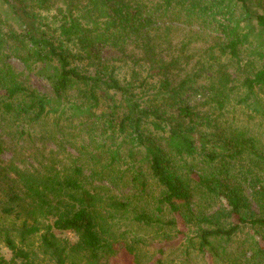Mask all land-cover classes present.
Instances as JSON below:
<instances>
[{
	"label": "trees",
	"instance_id": "obj_1",
	"mask_svg": "<svg viewBox=\"0 0 264 264\" xmlns=\"http://www.w3.org/2000/svg\"><path fill=\"white\" fill-rule=\"evenodd\" d=\"M0 129V212L25 214L0 264H32L13 234L55 264L132 254L120 221L164 211L185 257L248 228L264 262V0H0Z\"/></svg>",
	"mask_w": 264,
	"mask_h": 264
},
{
	"label": "rangeland",
	"instance_id": "obj_2",
	"mask_svg": "<svg viewBox=\"0 0 264 264\" xmlns=\"http://www.w3.org/2000/svg\"><path fill=\"white\" fill-rule=\"evenodd\" d=\"M14 65L17 68H22L16 62L14 63ZM126 72V68H122L120 70V73L122 75ZM32 85L42 93L49 92L48 85L40 79H36L35 77L32 78ZM2 139L7 142L9 141L6 135H2ZM7 145L10 151L6 150L0 154V166L4 165L9 158L11 159L12 144L8 143ZM33 146L34 147L31 149L33 150L35 148L33 154L30 151H24V156H28V158H21L22 160L24 159L27 161H31L33 158H35L38 159L37 161H40L39 158L43 157L37 156L39 153H43L45 156H48V152L50 149L55 150V146L52 143H48L45 145L46 150H42V146L40 144H35ZM36 149L39 152H37ZM68 153H72L73 155H75L72 150H69ZM59 159L63 161L62 164L69 161L66 159L65 154L61 155ZM14 163H18L17 158L14 160ZM6 191L7 189H0V208H2L3 203H5L4 199L6 197ZM160 216V225L156 224L153 227H145L144 225H137L132 221L126 222L124 219L121 220L120 225L122 226L120 227V229H117L116 233L123 231V243L128 242L129 245H133L132 249H134V252L132 254H127L123 249H121L122 247H115V253L109 255L108 257H104L99 264H157L155 261V259L158 257L157 248L158 246L163 244L164 249H166L164 251V254L160 255L163 264H256V261H248V259L250 260L251 256L250 252H242L243 244H241L240 241L245 240V238L247 239V236L249 237V235L251 234L248 228L244 229L243 232L234 236L230 242H213V252L209 251L205 254H198L196 252L191 254L189 257H185L184 254H182V250L179 248V246L181 247V245L179 244L180 242L176 234L177 231L173 227L165 223L166 221L171 220V216L167 214L166 211H164V213ZM130 218H132L131 215L127 219ZM24 220V212L21 213L18 218L6 217L0 212V229L16 228L18 230ZM54 235L57 239L60 240L61 246H63L65 243L71 246L76 242L75 236L69 232H54ZM166 235H169L171 239L166 240L165 238H163ZM190 236H192V234ZM12 240L17 246L23 249L24 252L29 254L32 264H55L54 261L50 260L49 257L44 254L42 248L40 247L38 236L25 238V241L21 243L20 237L13 234ZM134 241H138L139 243H133ZM246 246H248V243H246ZM167 247L169 248L167 249ZM221 248H226V252L224 254H222ZM215 252L216 254H214ZM0 256L7 262H9L12 258L11 252L5 246L3 236H0ZM258 262L259 264H264V262L262 261ZM17 264H19V262H17ZM66 264H85V260L82 258V256L70 257Z\"/></svg>",
	"mask_w": 264,
	"mask_h": 264
}]
</instances>
